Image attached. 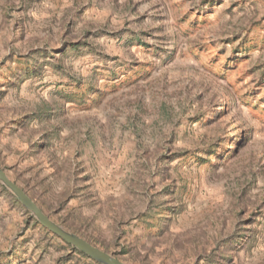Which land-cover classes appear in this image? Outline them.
Masks as SVG:
<instances>
[{
  "label": "rangeland",
  "instance_id": "1",
  "mask_svg": "<svg viewBox=\"0 0 264 264\" xmlns=\"http://www.w3.org/2000/svg\"><path fill=\"white\" fill-rule=\"evenodd\" d=\"M0 168L127 264H264V0H0ZM0 264H100L0 183Z\"/></svg>",
  "mask_w": 264,
  "mask_h": 264
},
{
  "label": "water",
  "instance_id": "2",
  "mask_svg": "<svg viewBox=\"0 0 264 264\" xmlns=\"http://www.w3.org/2000/svg\"><path fill=\"white\" fill-rule=\"evenodd\" d=\"M0 183L8 190L21 205L36 218V220L47 230L57 235L65 243L71 245L81 253L100 264H127L116 258L114 255L91 244L86 239L65 229L63 226L53 222L39 206L13 182L6 173L0 168Z\"/></svg>",
  "mask_w": 264,
  "mask_h": 264
}]
</instances>
